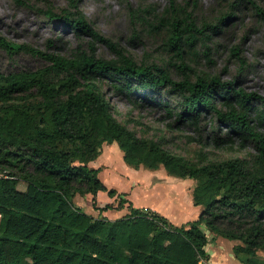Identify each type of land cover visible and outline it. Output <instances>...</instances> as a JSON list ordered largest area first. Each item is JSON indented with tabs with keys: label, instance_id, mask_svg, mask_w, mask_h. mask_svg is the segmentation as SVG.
I'll return each mask as SVG.
<instances>
[{
	"label": "trees",
	"instance_id": "1",
	"mask_svg": "<svg viewBox=\"0 0 264 264\" xmlns=\"http://www.w3.org/2000/svg\"><path fill=\"white\" fill-rule=\"evenodd\" d=\"M41 1L50 22L89 37L90 51L77 46L65 57L0 36V51H22L48 63L37 70L0 64V264H206L209 241L199 223L240 241L233 252L246 256L243 264H264L256 257L257 250L264 251V95L246 91L239 79L197 76L191 81L185 59L205 39L204 29L177 14L166 24L170 58L165 67L136 62L78 9L59 14L48 0ZM247 4L257 8L253 0H234L217 24L206 27L219 31ZM94 43L106 44L114 57L96 56ZM115 98L162 109L172 120L167 127L184 126L199 137L209 119L215 147L248 145L254 153L249 160L221 161L201 153L195 163L172 153L164 139L137 136L128 127L132 119L117 120L110 101ZM113 141L129 166L162 165L171 175L196 179L192 200L202 206L197 219L177 226L153 210L127 205L129 213L108 220L75 206L76 193L115 194L87 166L103 142Z\"/></svg>",
	"mask_w": 264,
	"mask_h": 264
},
{
	"label": "rangeland",
	"instance_id": "2",
	"mask_svg": "<svg viewBox=\"0 0 264 264\" xmlns=\"http://www.w3.org/2000/svg\"><path fill=\"white\" fill-rule=\"evenodd\" d=\"M48 1L49 8L55 13H74L76 9L83 12L93 29L123 48L136 62L156 63L165 67L170 58L165 44L168 36L166 24L177 14L188 23L191 22L195 28L204 29L205 39L196 45L195 54L185 59L192 69L189 72L191 81L197 76H218L222 80L239 79L240 86L246 91H256L264 95V17L257 9L264 10V0H253L257 8L248 4L241 5L237 19L227 21V24L216 32H211L206 26L217 24L219 18L229 12L234 0ZM24 2L23 5L15 0H0L1 37L14 45L29 44L42 51L65 57H70L77 46L90 51L88 36L76 37L71 30L64 28L63 24L48 20L44 13L48 6L44 1ZM94 48L96 56L105 59L114 57L113 51L104 43H94ZM0 64L10 70H37L48 65L43 58L22 51L13 54L0 51ZM171 73L176 80L181 79V74L173 68ZM110 101L117 120L122 123L133 120L128 127L133 129L137 136L152 140L164 139L165 147L172 153L182 155L195 163H199L201 153L212 161L235 157L249 160L254 153L248 145L239 148L237 144L233 150L226 146L215 147L211 141L212 123L209 119L202 122L204 130L199 137L192 129L184 126L173 129L167 127L172 120L164 117L165 112L162 109L152 106L133 107L120 98ZM220 130L224 132L225 128L220 126ZM188 137L197 138L202 142H189ZM184 181L186 198L178 214L190 216L196 213L190 218L192 220L198 213L196 206L189 205L188 200L189 196L191 199V191L198 181L189 178ZM190 184L192 189L189 191ZM162 185L165 188L169 184L163 182ZM23 187L20 185V188ZM233 243L238 244V241ZM232 251L230 247L222 251L227 256L225 264H243L246 256H236ZM256 257L264 262V251L257 250Z\"/></svg>",
	"mask_w": 264,
	"mask_h": 264
},
{
	"label": "crops",
	"instance_id": "3",
	"mask_svg": "<svg viewBox=\"0 0 264 264\" xmlns=\"http://www.w3.org/2000/svg\"><path fill=\"white\" fill-rule=\"evenodd\" d=\"M89 168L96 169L100 181L108 188L115 191L114 195H109L107 191H97L96 193H76L72 201L80 210L95 217L114 220L129 213L127 205L153 210L166 217L171 223L177 226H185L195 221L202 210L201 205H195L189 196V205L196 206L197 216L179 215L183 207L185 195V178H180L169 174L162 165L155 169L144 166L132 167L123 160V152L117 142H103L98 156L87 163ZM184 179L183 181H179ZM190 179V178H189ZM163 182H167L168 187L164 188ZM191 182V181H190ZM184 187V188H183ZM191 184L188 186L189 191ZM184 189V191H183ZM193 190V189H192ZM190 194V192H189ZM188 194V195H189ZM188 198V197H187ZM123 200V202H120ZM174 201V202H173ZM108 205V208H104ZM176 210V213H174ZM206 235L208 244L205 247L208 254L206 264H225L227 256L222 252L226 248L233 249V243L238 240H229L211 232L204 223L197 225ZM238 244L239 243L238 241ZM237 245V244H236ZM233 252V251H232Z\"/></svg>",
	"mask_w": 264,
	"mask_h": 264
},
{
	"label": "bare ground",
	"instance_id": "4",
	"mask_svg": "<svg viewBox=\"0 0 264 264\" xmlns=\"http://www.w3.org/2000/svg\"><path fill=\"white\" fill-rule=\"evenodd\" d=\"M174 202V201H173Z\"/></svg>",
	"mask_w": 264,
	"mask_h": 264
}]
</instances>
